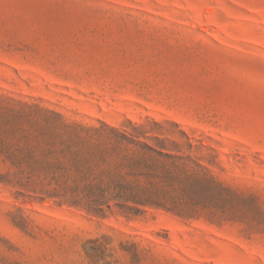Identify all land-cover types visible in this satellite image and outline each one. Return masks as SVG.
I'll list each match as a JSON object with an SVG mask.
<instances>
[{
    "label": "rangeland",
    "instance_id": "rangeland-1",
    "mask_svg": "<svg viewBox=\"0 0 264 264\" xmlns=\"http://www.w3.org/2000/svg\"><path fill=\"white\" fill-rule=\"evenodd\" d=\"M104 125L228 193L181 214L49 197L71 133L87 154ZM0 264H264V0H0Z\"/></svg>",
    "mask_w": 264,
    "mask_h": 264
},
{
    "label": "trees",
    "instance_id": "trees-1",
    "mask_svg": "<svg viewBox=\"0 0 264 264\" xmlns=\"http://www.w3.org/2000/svg\"><path fill=\"white\" fill-rule=\"evenodd\" d=\"M104 126L102 131L94 130V145L87 154L78 147L85 139L71 133L76 150L71 153V163L51 164L55 172L50 184L57 182L58 189L54 188L49 197L65 198L68 181L72 180L89 188V193H95L93 203L98 207L109 210L115 207L135 214L148 208L181 214L192 210L194 205L207 207L212 203L209 199L228 193L199 163L168 147L166 139L149 138L139 126L134 127L136 135ZM68 167L75 168L74 175H68ZM200 196L207 200L200 201Z\"/></svg>",
    "mask_w": 264,
    "mask_h": 264
}]
</instances>
